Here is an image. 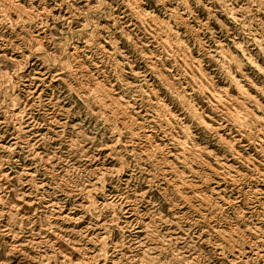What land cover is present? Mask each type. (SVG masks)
Segmentation results:
<instances>
[{"label":"rangeland","instance_id":"1","mask_svg":"<svg viewBox=\"0 0 264 264\" xmlns=\"http://www.w3.org/2000/svg\"><path fill=\"white\" fill-rule=\"evenodd\" d=\"M0 264H264V0H0Z\"/></svg>","mask_w":264,"mask_h":264}]
</instances>
